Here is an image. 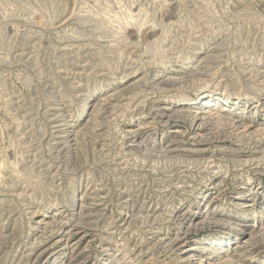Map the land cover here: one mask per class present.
Segmentation results:
<instances>
[{
  "label": "rangeland",
  "instance_id": "rangeland-1",
  "mask_svg": "<svg viewBox=\"0 0 264 264\" xmlns=\"http://www.w3.org/2000/svg\"><path fill=\"white\" fill-rule=\"evenodd\" d=\"M263 76L264 0H0V264H264Z\"/></svg>",
  "mask_w": 264,
  "mask_h": 264
},
{
  "label": "bare ground",
  "instance_id": "bare-ground-1",
  "mask_svg": "<svg viewBox=\"0 0 264 264\" xmlns=\"http://www.w3.org/2000/svg\"><path fill=\"white\" fill-rule=\"evenodd\" d=\"M202 70V69H201ZM199 72V71H198ZM197 74V73H196ZM263 79H264V76H263ZM219 97V96H218ZM219 99V98H218ZM198 100H199V98H198ZM214 102H219V101H217V100H214L213 102H211L209 105L211 106V107H214V106H216V104H214ZM163 109H165V108H163ZM167 109V108H166ZM168 110V109H167ZM170 111V110H169ZM200 111V110H199ZM196 113V112H195ZM162 114H164V113H162ZM163 116V115H162ZM197 116V115H196ZM54 117V116H53ZM164 117V116H163ZM162 117V118H163ZM168 117H170V116H168ZM198 118V117H197ZM54 121V120H53ZM166 121H168V120H166ZM165 121V122H166ZM54 123V122H53ZM63 125V124H62ZM60 126V125H59ZM199 126V125H198ZM57 127H58V125H57ZM56 127V128H57ZM55 130V129H54ZM61 131V130H60ZM56 136V135H55ZM59 137H61V136H59ZM59 139V138H58ZM62 139V138H61ZM248 235V234H247ZM69 238V237H68Z\"/></svg>",
  "mask_w": 264,
  "mask_h": 264
}]
</instances>
